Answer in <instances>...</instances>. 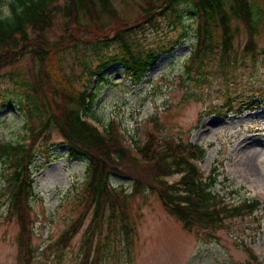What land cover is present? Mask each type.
<instances>
[{"label": "trees", "instance_id": "trees-1", "mask_svg": "<svg viewBox=\"0 0 264 264\" xmlns=\"http://www.w3.org/2000/svg\"><path fill=\"white\" fill-rule=\"evenodd\" d=\"M258 1L134 0L138 13L134 20H129L121 16L113 0H8L7 15L0 16V83L3 69L26 56L31 59V79L9 74L13 86L7 89L8 96H0V105L15 104L23 120L19 141H0L3 182L0 200L6 217L16 219L19 225L21 260L28 264L33 257L30 198L33 175L39 169L33 166L39 146L49 144L54 134L66 146L68 159L81 158L85 165L82 199L85 204L79 217L61 235L57 250L61 245L67 246L91 209L90 230L98 229L100 235L105 212L109 211V219L119 222V232L128 239L134 230L126 201L146 192L157 196L183 230L194 231L196 236L201 230L206 239L217 240L215 231L227 228V222L254 219L262 211L257 200L236 201L232 197L234 192L215 191L218 182L215 169L205 176L195 167L204 150L179 138L159 136L156 118L151 120L153 129L146 133L142 144L129 141L138 158L119 134L118 121L111 120L100 132L86 119L95 103L96 92L89 86L93 78L97 84H108L109 77L101 73L119 64L130 81L139 83L159 56L173 50L178 40L187 38L189 33L195 37V46L184 68L189 79L195 73L207 80L206 75L214 66L216 74L222 76L224 70L235 69L239 62H245L238 59L232 46L241 25L248 37L243 58L256 62L260 56L264 57V48L259 52L255 40L261 30L264 33V5L261 8ZM183 8L191 12L188 17L194 16L195 27L189 33H184ZM56 18L64 20L62 34L50 41L48 33ZM175 28L180 33L166 49L161 40ZM162 31L165 35L160 36L161 40L151 41L150 34ZM70 49L85 53L83 59L74 60L81 68L79 74L73 72L68 76L63 72L59 54ZM86 74L88 83L82 89L76 88L74 84ZM239 99L225 97L219 107L208 109V113L227 117L264 105V97L239 96ZM174 175L178 180H167ZM112 176L131 180V191L126 193L123 187L112 186ZM88 233L90 240L87 239V248L78 264H101L104 247L98 240L92 254L89 243L94 235ZM248 255L257 261L249 251Z\"/></svg>", "mask_w": 264, "mask_h": 264}, {"label": "rangeland", "instance_id": "rangeland-1", "mask_svg": "<svg viewBox=\"0 0 264 264\" xmlns=\"http://www.w3.org/2000/svg\"><path fill=\"white\" fill-rule=\"evenodd\" d=\"M113 1L122 17L134 20L138 13L134 0ZM259 3L263 8L264 2L259 0ZM7 4L8 0H0L1 17L7 15ZM182 10L185 14L183 24L187 25L184 33L192 32L195 23L189 20L191 12L185 8ZM255 13L258 12L255 10ZM63 21L55 19L48 33L50 41H55L62 34ZM179 33L180 29L175 28L168 35L164 31L150 34V39L161 40L163 36H160L165 35L161 45L168 49ZM194 39L190 33L187 38L179 39L174 49L162 53L153 68L136 84L124 75L119 64L108 67L101 73L109 77L108 84H97L96 79L89 83L96 94L88 118L98 127H104L115 119L122 126L126 139L141 144L146 133L153 129L151 120L156 118L159 136L179 138L205 149L198 168L207 174L213 166L217 167L216 191L236 192L232 196L236 201L259 199L264 211V105L227 117L208 113V109L219 107L225 97L236 100H240L239 96L247 99L253 95L264 97V57L260 56L256 62L243 58L247 32L241 26L232 46L238 59L245 62H239L235 69L224 70L222 76L216 74L214 66L206 75L207 80L203 81V77L195 73L189 79L184 68L195 46ZM255 40L260 52L264 48L262 30ZM84 53L70 49L59 54V62L66 75L79 74L81 68L74 64V60L76 57L83 59ZM30 62V56H26L1 71L0 96H8L7 89L13 86L9 74H16L18 79H31ZM86 78L87 74L77 81L74 84L76 88L82 89L83 84L88 83ZM22 125V116L15 104L0 105V141H19L23 134ZM36 168L39 169L34 173L31 200L34 220L32 245L36 251L30 264H78L92 211L67 248L57 250L55 244L82 209L84 161L81 158L69 160L66 146L54 134L49 144L41 143L39 146L34 164ZM177 179L173 176L168 180ZM111 184L123 187L126 193L131 191L130 180L112 176ZM126 205L134 232L128 239L124 238L119 232V222L110 220L109 212H106L100 236V244L104 247L101 264H264L262 211L254 219L227 222V228L215 231V240L204 238L201 230L198 236L194 231H184L179 222L164 212L154 194L146 192L128 198ZM6 216L0 202V264H22L16 241L18 225ZM95 236L93 246L99 238ZM245 248L251 250L256 262L248 258Z\"/></svg>", "mask_w": 264, "mask_h": 264}]
</instances>
